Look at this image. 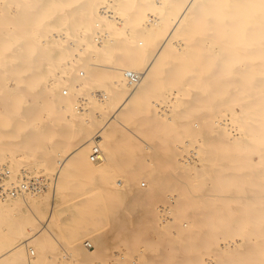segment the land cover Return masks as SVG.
Instances as JSON below:
<instances>
[{
  "label": "bare ground",
  "instance_id": "obj_1",
  "mask_svg": "<svg viewBox=\"0 0 264 264\" xmlns=\"http://www.w3.org/2000/svg\"><path fill=\"white\" fill-rule=\"evenodd\" d=\"M50 2L26 9L89 32L78 49L103 61L67 65L57 33L35 61L30 44L12 41L24 31L2 27L0 5V74L11 59L18 74L10 87L0 78V264L37 259L33 247L50 240L81 264L103 242L69 250L61 238L89 227L96 236L102 219L123 247L107 244L110 259L89 264H264V0ZM197 101L210 109L190 118ZM133 138L166 161L145 164ZM127 192L138 200L123 218Z\"/></svg>",
  "mask_w": 264,
  "mask_h": 264
},
{
  "label": "rangeland",
  "instance_id": "obj_2",
  "mask_svg": "<svg viewBox=\"0 0 264 264\" xmlns=\"http://www.w3.org/2000/svg\"><path fill=\"white\" fill-rule=\"evenodd\" d=\"M51 1H54V0H51ZM5 2H3V1L0 2V5L1 6H5V5H7L6 3H8V10L9 11L6 10L7 11L6 16H5V14L3 15L4 17H7L6 20L8 22L5 21V25L6 24L7 25L6 26L2 25V27L3 28H5V27L8 28V30H11L12 34L14 32L15 35L17 34V36L19 35L17 33V32H20L19 30H21V32H22V30L24 31V32H22V35H21V32H20L21 36H19L18 38L16 37L15 39H12V41H14V44L17 43V45L19 47L21 45L30 44L31 45L30 48L32 49L31 58L34 59L35 61H37L38 59H41V57L43 56L42 54H44L46 51L50 50V48H51V45H50L51 43L50 42L52 40H48L47 36L48 35L55 36V33H57V35L58 34L59 35L53 37L54 38L53 40L54 41L56 40L57 42H60L64 46L63 48H65V50L67 51V52L65 51L67 53L66 54L67 57L65 58L67 65H71V66L76 65L77 66L78 62H84V63H87V64L96 65L95 63L103 61L102 57L93 55V52H91L90 50L81 51V49H78L79 47L85 46L86 43H88V41H90V38L92 39V35L89 32H87L83 36L80 35V37H78V35H76L77 34L76 31L73 30L72 27L69 26V29H68V28H65L64 25L61 26V25L51 24L49 21H40V17L36 18V15L34 14L36 11L35 12L33 11L34 13L31 12V10L33 8L37 7L38 5L42 7V6H45V5L49 4L48 2H50V0H7V2L6 3ZM14 2H19L20 6L14 7V5H13ZM34 2H36V3L37 2H41L42 4L40 5V3L39 4L37 3L38 5L36 6L34 4ZM30 3L31 4L33 3L35 7H32L33 5L29 6ZM50 3H52V2H50ZM27 7H30V8L32 7V9H30V11H29V8L26 9ZM37 8H36V10H37ZM96 26H98V25H95V24L93 25V27H96ZM3 31L5 32L4 29H3ZM0 33H1V31H0ZM2 34H3V32H2ZM63 35H66V36L63 37ZM74 38H78V40H74ZM71 40L74 43L75 42L76 43L75 44L74 43L73 44L70 43ZM99 41H100L99 39L96 40L97 43H100ZM33 44H34L35 47H33ZM74 58H76L77 61L76 60L74 61ZM16 61L18 62L19 67H21L23 65L22 58L19 57V58L16 59ZM69 61H71V62H69ZM10 62H11V65L8 66V70L7 71L4 70L5 74H0V78L2 80H5V83H6V85H8V87H10V84L13 83V81L18 76L16 71L13 70L14 69L13 68L14 67L13 60L11 59ZM40 89H41V86L39 85L37 87V90L35 89V92H38V91L40 92ZM27 90L30 91L29 89L26 88V91ZM31 92H33V93H30V95H27L28 97H30V96L33 97L34 94H36V93H34V91H31ZM189 96L192 99H200L202 97L199 93H195V94L191 93ZM81 99H82L81 96H78V95L75 98V100H77V103H79V104L82 101ZM2 100H3V98L0 99V106L1 107L4 104L2 102ZM78 100H80V101H78ZM197 102H198V109L196 111L192 112L190 118L202 117L205 114V112H207V110L210 109L208 106H205L203 103H200L199 101H197ZM33 106H35L34 102H33V104H30L28 102L27 107H33ZM215 107L216 106L214 105V108ZM214 112H215V110H214ZM8 114H9V118L6 119L5 122H12L15 117L13 116V113L11 111H9ZM2 130H4L5 133H6V130L4 128L1 129V131ZM0 133L2 134V132H0ZM5 133L2 134V135H5V137H7V135ZM27 133H28V129H26L24 131V135H27ZM132 136H135L138 140H140V142L142 141L140 137H139L140 138L139 139L138 136H136V135H132ZM135 139H134V141H135ZM4 140H6V138ZM144 143L145 142H143V144ZM137 144L139 146H141V147L135 152V155L138 156L139 159L144 161L145 164L147 163L149 166L150 165H154L155 166L158 163V161H160V160H161V162H165L166 161V159L163 158V157L159 158L160 154L157 151L147 152L145 150V145H143L141 143L140 144L137 143ZM123 155L127 156V155H131V154H129L128 152H125ZM5 156H6L5 153L0 152V161L1 162L4 161L3 159H5ZM118 171H123V169L119 168ZM162 171L166 174V177H170V175H167V174H168L169 171L171 172V168H164ZM40 176H42V175H40ZM140 179H141V181L145 182L144 181L145 178L142 177ZM46 182H47V180H46ZM49 184H51V186H52V182L49 183ZM143 186H145V185H143ZM49 188H51V187L48 186L44 190H49ZM169 188H172V184L166 183L165 184V190H167ZM50 190H52V189H50ZM50 193L52 194V191ZM50 193H49V197L51 196ZM49 200L51 202V197L49 198ZM137 200L138 199H136V196L134 194H131L129 192H127L125 194V196L123 198V202L120 205L121 214H122L123 218H130V216L134 213L132 209H133L134 206L136 207ZM157 201H159V199ZM50 202L48 204V201H47L44 204V206L42 207V209H40L39 213H41V215L47 213L46 214V216H47L49 214L48 210L51 207ZM32 204H33V208H35L34 207L35 204L33 202H32ZM45 205L46 206L48 205V207H46ZM36 206H38V205H36ZM26 207L27 206L25 205V208ZM26 209L28 210V208H26ZM37 210H39L38 207H37ZM134 211H135V209H134ZM28 212L30 213V210ZM119 221H120V219L117 222H119ZM103 222H105L104 219L100 220L98 222V224L96 225V226H99L98 233L96 234V236L93 235V232L92 233L90 232V231H92V229L94 227H92V228L89 227L88 231L77 233V235L72 234L70 237L67 236L66 238H61L64 243H67V247H68L69 250H73L75 243L78 242V241H79L78 243H80L79 247H81V243H82V247L81 248L84 249V250H87L86 248H83L84 247L83 246V241L86 238H92L93 239V238L97 237V239H95L96 241L99 240L100 243H101V241L103 242V243H101L102 245L101 244L97 245L98 241L97 242L95 241L96 243H94V244H96V247L100 245L102 247H100V246L99 247L102 248V249H99V251H97V249H96V251H95L96 255H83L82 257L84 259L81 262V264H89L90 261H93V263H94V262H97L98 260L107 261L108 258L110 259L111 254H113V253H111L112 251H118L119 250L118 248H120V247L122 248L123 247V245L121 243L120 244L117 243L115 245H112V244H114V240L113 239L110 240L109 238L113 237L112 236L113 232H111L110 230L105 229V227L103 226ZM92 226H94V225H92ZM6 227H7L6 224H4L2 226L3 229H5ZM53 229H55V228L53 227ZM151 232L154 233L155 231H151ZM108 239L111 242L113 241L112 244L110 243V241H108ZM93 241H94V239H93ZM106 241H108V243L105 244ZM109 243L113 246V248H112L111 245H109ZM107 244H108L109 247H111L112 251L111 250L109 251L107 249L109 247L106 248ZM33 248L36 251V256H38V254H40V253L42 254V256L39 255L37 257V259H36V257L34 256L35 254L31 253L29 255L27 253L26 257H25L26 261L24 262V264H29V259L28 258H30V256L32 258V264H72L70 262L71 261L70 258L63 257L61 255L62 249H61L60 245L55 240H50V243H48L45 247H43L41 249H39L37 246H35ZM34 261H36V262H34Z\"/></svg>",
  "mask_w": 264,
  "mask_h": 264
},
{
  "label": "built area",
  "instance_id": "obj_3",
  "mask_svg": "<svg viewBox=\"0 0 264 264\" xmlns=\"http://www.w3.org/2000/svg\"><path fill=\"white\" fill-rule=\"evenodd\" d=\"M91 158L93 160H98L100 158V148L99 145L95 143L93 151L91 153Z\"/></svg>",
  "mask_w": 264,
  "mask_h": 264
}]
</instances>
